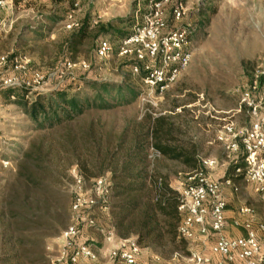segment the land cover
I'll list each match as a JSON object with an SVG mask.
<instances>
[{
	"label": "rangeland",
	"instance_id": "rangeland-1",
	"mask_svg": "<svg viewBox=\"0 0 264 264\" xmlns=\"http://www.w3.org/2000/svg\"><path fill=\"white\" fill-rule=\"evenodd\" d=\"M70 1L75 2L0 0V57L6 56L8 61L0 67V72L21 80L30 78L34 70L54 74L55 81L45 86L42 93L68 81L66 85H71V92L87 95L91 94L87 81L96 80L131 83L139 94L128 104L111 110H87L77 120L40 130L16 103L3 97V90L0 91V264H51V257L58 252L60 237L71 222L70 206L77 190L74 169L82 177L83 189L97 199L93 192L95 180L112 178L105 159L106 141L143 131L147 113L172 114L181 134L187 131L186 136L201 143L203 158L218 160V165L205 173L210 178L222 179L237 153L226 149L216 137L218 132L230 124L237 131L251 126L253 116L250 105L244 100L246 92H250L255 102L264 99V0H171L165 5L166 31L186 28L190 41L186 50L192 57L179 79L162 94L151 92L141 76L130 74L131 65L138 62L132 55L119 53L121 38L118 34L103 32V26L110 22L122 31L132 32L150 10L149 0H84L79 3L73 10V20L80 25L88 18L91 28L90 36L74 51L66 43L74 30L66 26L70 23L67 19ZM178 3H182L186 11L175 20L173 11ZM57 11L61 14L53 28L39 34V27L50 24L48 17ZM101 39L112 42V51L104 58L96 54ZM20 58L28 61L27 72L15 69L14 60ZM68 61L74 64L69 70L65 65ZM84 62L90 67L85 68ZM72 76L75 80H71ZM255 82L257 89L253 87ZM34 93L28 92L27 98L33 99ZM259 113L264 114V100ZM28 152L35 158L40 157L34 160L40 167L32 163L25 164L32 165L31 168L20 167L22 162L26 163L24 155ZM151 154L146 170L154 164L160 172L173 176L175 186L181 185L186 177L175 173L181 171V167ZM25 171L37 172L50 184L48 195L32 192L31 197L24 195L19 172ZM82 171L87 176H82ZM92 172L96 177L90 176ZM236 186L239 188L234 192L239 202L237 207L251 205L255 212L264 215V203L260 202L253 186L244 180ZM24 200L30 204L29 213L20 209ZM89 211L98 227L101 224L104 228L110 227L109 207L104 210L96 204ZM209 239V242L215 240L213 236ZM197 245L192 242L190 249L197 250ZM211 257L214 262L215 257ZM182 261L183 258L175 254L162 264Z\"/></svg>",
	"mask_w": 264,
	"mask_h": 264
},
{
	"label": "built area",
	"instance_id": "built-area-1",
	"mask_svg": "<svg viewBox=\"0 0 264 264\" xmlns=\"http://www.w3.org/2000/svg\"><path fill=\"white\" fill-rule=\"evenodd\" d=\"M84 0H75L74 9ZM171 0H149L150 10L145 14L141 25L121 40V55H132L138 63L131 65L130 74L141 76L146 88L151 92L162 94L173 85L187 67L191 60V53L186 48L190 41L186 28L166 31L167 23L164 21L165 5ZM173 11L174 19L183 17L186 7L178 3ZM74 11L69 13L66 26L76 29ZM96 54L99 58L109 56L112 51V42L107 39L99 41ZM15 69L19 72L28 71V61L25 58L16 59ZM8 63L7 57H0V67ZM69 70L74 64L68 61L65 64ZM85 68L90 64L83 63ZM63 72V71H61ZM54 74L34 70L30 78L21 80L17 76H5L0 72V90L12 88H25L31 91L43 92L45 86L55 81ZM75 79V76H72ZM55 84L47 91L56 88ZM257 89V82L253 86ZM245 102L251 107L253 122L244 130L237 131L234 125H225L218 132L217 139L225 145L230 152L238 153L242 149L246 155L248 165L244 181L252 185L261 201L264 202V114L259 113L260 104L252 99L250 92L245 94ZM153 155L159 152L152 150ZM151 154V155H152ZM203 170L198 171L189 179L193 180L188 186L182 188L179 198V211L182 214L179 226V235L190 242L213 235L215 242L211 253L219 256L215 264H264V246L258 233L264 232V222L255 226V209L249 205L240 208L242 219H234V224L243 226L245 235L227 236V222L225 212L227 201L224 186L239 188L233 180L213 179L205 171L218 165L216 158H203ZM77 190L71 203V222L67 226L61 241L58 243V252L51 257V264H145L139 258L141 246L134 239H125L118 236L115 230L107 227L104 231V244L95 248L92 243L81 240L84 225L95 227L96 218L90 214V208L100 201H105L110 181L106 177H98L94 182V197H90L83 189L82 177L75 173ZM105 210L107 206L101 204ZM211 256L191 250L180 264H211Z\"/></svg>",
	"mask_w": 264,
	"mask_h": 264
},
{
	"label": "trees",
	"instance_id": "trees-1",
	"mask_svg": "<svg viewBox=\"0 0 264 264\" xmlns=\"http://www.w3.org/2000/svg\"><path fill=\"white\" fill-rule=\"evenodd\" d=\"M52 1L59 4L65 0ZM70 6L72 10L70 9L67 14L73 12L74 2L70 1ZM60 14L57 11L49 16L50 24L41 25L38 29L39 34L51 30ZM90 28V21L86 18L67 37V46L72 51L77 50L90 36ZM103 32L117 33L121 40L131 33L117 28L113 22L103 26ZM67 82L63 81L45 93L35 91L31 100L27 98L29 89L25 88L3 89L1 94L7 101L16 103L33 126L40 130L77 120L87 110L96 108L111 110L120 104H128L139 94L136 86L131 83L88 80L87 86L91 94L84 95L71 92L69 87L71 85L67 86ZM12 96L15 98L11 99ZM143 124L144 130L139 133H134L130 137L123 134L113 141L111 139L106 141L105 159L112 178L109 193L105 201H100L99 204L103 203L109 207L108 222L121 238L134 239L141 248L153 252L164 261L175 254L184 258L191 252V242L182 238L178 232L182 220L178 207L179 198L181 188L193 183L189 178L203 170L202 146L199 141L186 136L187 131H184V135L181 134V129L174 123L172 114L147 113ZM152 150L159 152V157L173 161L181 167V171L175 172L177 176L184 174L186 177L181 185L175 186L173 176L168 172H160L154 164L150 170H146L149 166L148 155ZM24 158L26 163L22 162L20 167L31 168L33 164L38 166L34 160H38L39 156L35 158L33 153L28 152ZM245 159L246 155L240 149L225 170V178L235 183L244 180L248 167ZM27 163L32 165L26 166ZM83 168L85 166H82ZM90 174L92 177L97 175L95 172ZM19 175L23 178L24 195L31 197L29 194L31 192L46 195L51 191L50 184L45 183L37 172L25 171L19 172ZM81 175L87 176L83 171ZM19 206L27 213L28 209H31L29 202L25 200Z\"/></svg>",
	"mask_w": 264,
	"mask_h": 264
},
{
	"label": "crops",
	"instance_id": "crops-1",
	"mask_svg": "<svg viewBox=\"0 0 264 264\" xmlns=\"http://www.w3.org/2000/svg\"><path fill=\"white\" fill-rule=\"evenodd\" d=\"M225 175H226V172L223 174L222 179H226ZM235 185H236V183H235ZM224 190H225V197H226V201H227V209L225 212V216H226V222H227L228 226H227L226 234H227V236H230V237L245 235L246 234L245 228L243 226H237L233 222L234 219H236V218L242 219V215L240 214V208L242 206H244V205H242L240 207H237L238 206L237 204L239 202H238V200H236L235 194H234V192H237V190H235V188H233L231 186H224ZM236 197H237V195H236ZM260 202L264 203L261 200H260ZM261 222H264V215H261V212L260 213L256 212V214H255V226L257 227L258 224H260ZM97 225H99V224L97 223L95 225V227L84 225L85 229L84 228H83L84 230L82 229L83 232L81 234V240L82 241L85 240L86 242L92 243L95 246V248H100V246L105 243L104 242V231L106 228L102 227L103 225L101 224L100 226L103 228L101 230L100 226L98 227ZM211 236H213V235H209L208 237L201 238L199 241H196V244H198L197 245L198 249L194 250V251H198L199 253L201 252L202 254H205V255L208 254V256H214L216 260L214 259V262H212L211 264H215L219 256H216V255L211 253V247L215 242V240H213V242H209V240H210L209 238ZM258 237L260 238V240L264 246V232L260 231L258 233ZM210 243H212V244L210 245ZM207 249L209 250V253L206 252ZM191 250H193V249H191ZM139 258L145 264H162V262L164 261L161 258H159L157 255H155L153 252H151L147 249H144V248H142L141 253L139 255ZM236 264H242V263L238 262Z\"/></svg>",
	"mask_w": 264,
	"mask_h": 264
}]
</instances>
